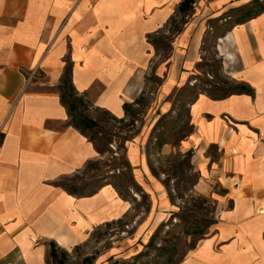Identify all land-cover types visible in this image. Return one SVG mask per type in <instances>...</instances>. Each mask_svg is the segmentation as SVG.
I'll list each match as a JSON object with an SVG mask.
<instances>
[{
  "label": "crops",
  "instance_id": "obj_1",
  "mask_svg": "<svg viewBox=\"0 0 264 264\" xmlns=\"http://www.w3.org/2000/svg\"><path fill=\"white\" fill-rule=\"evenodd\" d=\"M182 1L0 0V264H49L50 243L69 252L127 211L107 183L79 196L60 182L97 158L61 100L65 79L89 109L117 119L126 120L124 103L149 101L145 129L124 153L159 217L152 229L164 220L169 195L150 166L146 130L191 80L211 22L252 0H194L186 14ZM169 32L161 60L151 37ZM213 51L221 72L252 93H198L188 104L191 130L159 149L189 153L194 190L215 206L207 234L178 264H264V7L218 35Z\"/></svg>",
  "mask_w": 264,
  "mask_h": 264
},
{
  "label": "rangeland",
  "instance_id": "obj_2",
  "mask_svg": "<svg viewBox=\"0 0 264 264\" xmlns=\"http://www.w3.org/2000/svg\"><path fill=\"white\" fill-rule=\"evenodd\" d=\"M263 7L264 0H252L225 10L211 22L212 32L203 44L206 53L197 64L191 80L174 93L171 110L146 130V133L150 132L146 144L150 166L153 174L163 182L170 201L167 210L163 211L164 220L154 229L152 227L159 217L154 215L149 196L135 184L124 153L126 141L145 129V106L149 101H143L134 109V117L129 116L123 121L104 110L89 109L87 105L73 101V122L92 143L97 158L89 161L79 173L60 182L67 191L79 196L90 195L99 185L107 183L119 195L117 205L121 209L127 208V211L93 227L87 239L69 252L52 243L49 250L52 248L54 254L48 258L49 264H178L207 234L215 221V206L211 198L194 190L196 175L191 171L189 154L174 152L162 156L155 142L161 138L164 143L177 145L191 130L188 104L194 97L205 91L220 94L221 88L236 84L221 72L219 58L213 51L215 38L234 22L256 14ZM181 22L178 21L174 27H179ZM170 34L159 33L152 37L161 60L169 52ZM150 81L158 83L160 79L152 76ZM64 89L68 90V81ZM81 117L94 119L95 126L81 125ZM111 249L116 252L108 256Z\"/></svg>",
  "mask_w": 264,
  "mask_h": 264
},
{
  "label": "trees",
  "instance_id": "obj_3",
  "mask_svg": "<svg viewBox=\"0 0 264 264\" xmlns=\"http://www.w3.org/2000/svg\"><path fill=\"white\" fill-rule=\"evenodd\" d=\"M193 1L194 0H183L180 3V5H179V11H181L182 13L186 14L190 10ZM248 17H250V16H248ZM179 29H180V27H178V26L173 28V30H175V31H179ZM152 37H151V41L153 43H155L153 41ZM164 47H166V45H164ZM67 81L68 80L65 79L63 81L62 85L59 87V90L61 92L60 96H61V100H62L63 104L67 105L68 108H69L70 115H71V122L73 123V125L77 129H79L78 126L73 122V112L75 110V105L73 104V101L76 102V103H79L82 106H86V104L84 103V101L82 100L81 97H77V95L75 94L74 89H73L72 84H71L70 81H68V90L66 91L64 89V86L66 85ZM220 90H221V93L220 94H216V95L215 94L213 95V94H211L209 92L208 93L206 92V93L209 94L210 96L214 97V98H221V97H224V96H226L228 94L238 93V92L252 93L251 89H249L247 86H245L243 84H238V83L233 84L232 86H229V87H226V88H221ZM143 101H144V97L142 95L138 99H136L133 103H124L123 104V110L125 112V118H127L129 116L130 117H134V115L136 113L134 111V109H136V107L141 105ZM119 120L123 121L124 118H121ZM79 123L80 124L82 123L81 125H83V126L91 127V128L95 126L94 120H92V119L88 120V119H85L84 117H81L79 119ZM80 132H82V131H80ZM163 144H164V142L162 141L161 138L160 139H156L155 145L157 147H161ZM187 154H189V153L187 152ZM71 194H74V193H71ZM50 245H52V243H50ZM52 254H54V251L51 248L50 253L48 254V257H51Z\"/></svg>",
  "mask_w": 264,
  "mask_h": 264
},
{
  "label": "bare ground",
  "instance_id": "obj_4",
  "mask_svg": "<svg viewBox=\"0 0 264 264\" xmlns=\"http://www.w3.org/2000/svg\"><path fill=\"white\" fill-rule=\"evenodd\" d=\"M264 211L263 210H260V212L259 213H263ZM118 214V212H116L115 210L110 214H108L107 216H101V217H99L98 219L99 220H101V221H103L104 219H109L110 217H112L113 215H117ZM114 217V216H113Z\"/></svg>",
  "mask_w": 264,
  "mask_h": 264
},
{
  "label": "built area",
  "instance_id": "obj_5",
  "mask_svg": "<svg viewBox=\"0 0 264 264\" xmlns=\"http://www.w3.org/2000/svg\"><path fill=\"white\" fill-rule=\"evenodd\" d=\"M28 80V79H27Z\"/></svg>",
  "mask_w": 264,
  "mask_h": 264
}]
</instances>
